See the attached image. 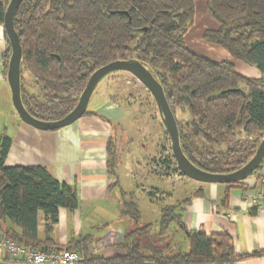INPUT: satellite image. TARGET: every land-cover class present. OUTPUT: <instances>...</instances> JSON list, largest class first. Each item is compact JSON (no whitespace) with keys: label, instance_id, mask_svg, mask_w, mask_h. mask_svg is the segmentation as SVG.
<instances>
[{"label":"trees","instance_id":"obj_1","mask_svg":"<svg viewBox=\"0 0 264 264\" xmlns=\"http://www.w3.org/2000/svg\"><path fill=\"white\" fill-rule=\"evenodd\" d=\"M10 1L0 0L2 27ZM207 11L218 28L206 30L203 40L224 49L234 61L258 69L264 78V0H208ZM195 18L194 0H23L16 12L15 30L23 48L21 82L26 109L39 120L63 119L77 106L95 71L115 61L138 60L164 89L186 157L212 174L241 169L264 138V82L237 73L233 61L213 62L191 51L185 36ZM4 34L7 76L12 50L5 30ZM25 71L40 88L43 100L25 89ZM179 111L188 114L190 121H181ZM116 141L112 137L108 142L112 175L118 164ZM11 145L8 136L0 140V234L18 245L41 250L39 213L45 214L48 228L55 226L60 209L79 208L78 192L60 183L44 166L6 167ZM158 164L166 168L165 175L184 176L173 155ZM259 172L264 173V160ZM195 195L203 196V191ZM149 196H156L155 191ZM124 207L138 223L137 204L126 201ZM181 208V204L163 208L159 237L149 233L152 224L137 226L126 234L131 241L126 245L128 256L100 264H227L245 258L235 254L228 234L189 231ZM8 221L20 233L7 229ZM172 222L188 237L187 254L166 255ZM82 244L87 246L86 241ZM86 261L95 264V258Z\"/></svg>","mask_w":264,"mask_h":264},{"label":"crops","instance_id":"obj_2","mask_svg":"<svg viewBox=\"0 0 264 264\" xmlns=\"http://www.w3.org/2000/svg\"><path fill=\"white\" fill-rule=\"evenodd\" d=\"M194 1L196 18L193 27L185 36L186 46L202 56L203 53L196 48L199 45H206L209 51L216 52L220 56L221 61H217L218 63L229 61L231 56L228 52L203 40V33L206 30L218 28L208 14V0H198L205 4L200 11L197 8V1ZM1 30L4 35L2 43L6 44L4 28L2 27ZM6 49L5 46L4 50L0 51L2 89L0 99L5 102L4 113L8 118L6 125H0V140L8 136L12 140V145L5 166H44L60 183L76 187L80 200L79 208L75 211L60 209L58 223L51 228H48L45 214L39 213L38 237L44 242L41 251L46 248L58 251L67 248L77 249L85 258H95V264L125 258L129 253L126 245L131 244V241L126 239V234L137 226L140 227V222L137 223L128 216L124 207L128 196L132 198L134 194L122 188V180L117 172L115 175L110 174L108 142L110 138L115 137L114 122L122 119L116 110L118 107L115 106L114 99L106 97L107 103L102 105L95 103L94 107L98 108L99 112L89 111L90 115H85L66 128L56 131L38 130L24 123L13 106L12 93L3 63ZM208 57L206 58L212 60ZM247 67V70L240 71L239 74L247 79L264 82L258 69ZM131 164L134 165L129 161L126 163L125 159L122 162V166L125 167H130ZM135 167L143 170L139 165L137 166V163ZM141 177L142 175L135 176L134 183L146 193L147 200L151 203L164 197L170 199L173 196L170 190L155 187L150 189L155 191L156 196H149L150 191L147 187L143 183H138L139 178L141 182ZM168 177H159V179L168 183L173 181L170 176ZM176 178L183 179L182 176ZM197 183L195 191L182 201L190 200V202L180 203L182 206L180 214L187 229L210 236L230 235L235 254L245 258H237L227 264H264V217L257 215V208L264 203V173L254 174L240 185L231 188H227L224 184ZM200 189L203 191V196H196V192ZM175 224V232L183 239L184 245L181 247L169 240L166 253L170 257L187 254L190 248L186 233L176 222ZM147 225L149 224L144 226ZM6 228L13 233L21 231L10 221L6 223ZM85 241L86 247L82 244ZM0 264L26 263L11 261L5 250L0 248Z\"/></svg>","mask_w":264,"mask_h":264},{"label":"rangeland","instance_id":"obj_3","mask_svg":"<svg viewBox=\"0 0 264 264\" xmlns=\"http://www.w3.org/2000/svg\"><path fill=\"white\" fill-rule=\"evenodd\" d=\"M196 1L199 11L202 7H205V4L198 0ZM0 27L2 28V26ZM1 28L0 51L4 50L5 46L7 48V45L2 43V37L4 38V35ZM196 49L203 53V57L209 56L208 58L214 59V62L221 61L219 59L220 56L216 52L209 51L206 45H199ZM229 61H233L237 73H240V71L244 72L248 68L247 65L234 61L232 57H229ZM242 66L246 69H243ZM23 76L27 92L43 100V94L40 88L33 82V78L30 74L25 71ZM1 90L0 87V91ZM106 97L114 99L115 106L118 107L116 110L119 115L122 116V119L114 122L116 124H114L116 127L114 134L117 140L116 155L118 159L116 172L122 180V188L134 194L132 198L128 196L127 199L128 201L133 200L138 206L142 215L139 221L140 227L146 224H152L149 233L153 237H159L157 234H159L160 230L159 222L162 209L168 206L179 205L195 191L198 183L185 176H183V179L178 180L176 177L180 175L170 176L171 180L174 182L170 181L168 183L165 180L159 179V177L169 178L168 175L154 172L153 167L156 166L158 162L171 157L173 153L171 140L165 133L155 100L152 94L140 81L127 72L110 74L103 79L96 88L91 103L89 104L88 111L99 112V109L94 107L95 103L100 105L107 103ZM4 107H6L5 102L0 99V125H6V120L8 118V115L4 113L6 112ZM178 118L181 121H190V116L181 111L178 112ZM2 135L4 134L2 133ZM124 159L126 163L129 161L134 163V165L131 164L130 167L122 166ZM135 163L143 170H139L138 167H135ZM130 169L132 171H130ZM137 175H142L141 182L139 178L138 183H143L150 192L153 191L150 188L155 187L162 190H170L173 196L170 199L164 197L151 203L147 200L146 193L140 188H137V185L134 183V177ZM170 226L171 228L166 235L167 241L170 240V242H174L175 245L179 244V246L183 247V239L175 232V222H172ZM167 254L168 253H166V255Z\"/></svg>","mask_w":264,"mask_h":264},{"label":"water","instance_id":"obj_4","mask_svg":"<svg viewBox=\"0 0 264 264\" xmlns=\"http://www.w3.org/2000/svg\"><path fill=\"white\" fill-rule=\"evenodd\" d=\"M22 2L23 0L10 1L5 13L4 30L12 50L7 71V79L12 93L13 106L24 123L41 131H56L70 126L89 112L88 107L91 98L103 79L112 73L127 72L140 81L152 94L162 124L171 140L172 153L177 167L185 177L199 183L231 185L245 181L250 176L256 174L262 167L264 160V138L260 142L255 156L245 166L235 172L229 174H212L197 168L183 152L180 143L178 124L162 85L138 60L115 61L95 71L81 94L77 106L63 119L57 121H43L33 117L23 103L21 82L23 48L19 35L15 30L16 12ZM45 250H47V248Z\"/></svg>","mask_w":264,"mask_h":264},{"label":"built area","instance_id":"obj_5","mask_svg":"<svg viewBox=\"0 0 264 264\" xmlns=\"http://www.w3.org/2000/svg\"><path fill=\"white\" fill-rule=\"evenodd\" d=\"M155 173H164L161 164L153 167ZM257 215L264 217V203L257 208ZM0 248L5 250L13 262L26 264H87L86 258L72 250H35L18 245L15 241L0 236Z\"/></svg>","mask_w":264,"mask_h":264}]
</instances>
